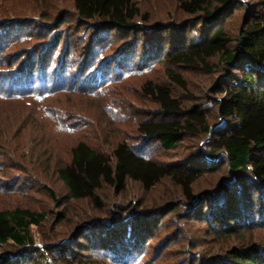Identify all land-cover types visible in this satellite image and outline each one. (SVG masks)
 <instances>
[{
    "label": "rangeland",
    "instance_id": "374dc122",
    "mask_svg": "<svg viewBox=\"0 0 264 264\" xmlns=\"http://www.w3.org/2000/svg\"><path fill=\"white\" fill-rule=\"evenodd\" d=\"M240 1L242 5L230 7L221 21L232 37L248 18V9L251 13L255 9L254 0ZM135 2L140 10L137 28L149 36L148 49L156 44L167 54L183 39L198 34L199 24L179 8L177 0ZM37 5L55 7L52 18L35 16ZM161 28L170 29L157 32ZM91 32L81 26L70 0H0V210L19 207L45 215L39 226L30 228L35 251L24 264H229L233 260H225V251L231 248L245 249L249 243L264 252L263 229L224 236L207 224L205 212L190 218L191 203L169 179L150 191L129 180L119 194L103 184L95 193L99 206L69 197L56 168L68 163L70 147L83 141L112 160L116 144H141L138 125L159 110L141 90L148 81L167 88L181 112H202L210 129L220 123L212 89L225 69L217 59L208 60L207 68H175L158 58L112 78L98 72L94 74L96 86L89 91L54 87L56 78L59 81L65 75L67 79L85 64ZM112 34L115 37L86 63L89 73L97 72L103 58L117 54L133 40L141 39L136 43V55L143 52L147 38L143 31ZM40 53L46 57L44 64H37ZM166 69L182 77L184 90L167 78ZM32 81L36 84L33 92L12 91V87L23 88ZM42 82H48L45 90L39 87ZM213 150L209 133L186 135L168 151L152 142L140 153L180 169L190 158L206 160L203 154ZM226 177L225 173L204 174L193 186L195 195ZM167 205L174 207L168 209ZM90 222L95 225L83 228ZM22 255L11 243L0 245V258Z\"/></svg>",
    "mask_w": 264,
    "mask_h": 264
},
{
    "label": "trees",
    "instance_id": "16d2710c",
    "mask_svg": "<svg viewBox=\"0 0 264 264\" xmlns=\"http://www.w3.org/2000/svg\"><path fill=\"white\" fill-rule=\"evenodd\" d=\"M177 1L179 8L199 24L198 34L189 35L176 49L164 54V49L156 44L157 48L152 45L148 49L149 36L137 28L140 27L136 24L140 10L135 0H70L81 26L92 30L87 42L90 46L85 54V64L77 74L72 73L67 79L62 75L59 81L56 78L54 87L70 86L89 91L96 86L94 74L98 72L105 78H112L130 67H146L158 58L159 62L175 68H207L208 60L217 59L225 71L212 89L216 95L214 103L218 117L222 120L211 134L215 150L203 154L206 160L190 158L180 169L164 166L141 155L140 152L152 142L168 151L181 143L186 135L211 132L202 112H181L179 102L171 97L167 88L148 81L141 90L158 104L159 110L150 120L138 125L136 131L141 144H116L111 160L79 141L68 149L69 161L57 167L56 173L72 200H89L96 206L100 203L95 193L103 184L119 194L125 190L129 180L138 183L144 191H150L169 179L181 188L183 197L191 203L192 207L187 212L189 217L195 219L205 212L204 219L214 232L229 236L264 230V0H254V11L251 13L248 9V18L238 28L236 26L238 32L234 37L221 21L230 7L242 5L240 0ZM213 3L217 6L213 7ZM37 7L33 14L40 19L52 18L56 9L51 5ZM143 19L148 20L147 16ZM168 29L161 28L157 32ZM135 31H143L147 37L140 55H136L135 48L141 39L133 40L123 46L119 54L103 58L97 65V72H88L86 63L93 61L100 48L115 37L112 33L126 36ZM123 56L128 58L123 59ZM39 57L41 61L38 60L37 64H44L46 57L42 58L41 53ZM165 74L181 90L186 88L185 81L174 70L166 69ZM41 76L47 81L46 76ZM47 83L42 82L39 87L45 90ZM35 85L32 81L23 88L12 87V91L33 92ZM6 137L9 138L8 135ZM21 145L23 147L24 144ZM212 173H225L227 177L223 182L213 184L195 202L197 196L193 186L204 174ZM50 195L54 197L53 193ZM44 217L43 213L28 208L0 210V245L11 243L23 253L19 258L1 257L0 264H24L28 260V255L35 251L30 228L39 226ZM94 225L90 222L83 228ZM261 237L262 234H258V238ZM245 245H248L245 249L226 250L225 260L232 259L229 264H264V252L249 243Z\"/></svg>",
    "mask_w": 264,
    "mask_h": 264
},
{
    "label": "water",
    "instance_id": "95a60500",
    "mask_svg": "<svg viewBox=\"0 0 264 264\" xmlns=\"http://www.w3.org/2000/svg\"><path fill=\"white\" fill-rule=\"evenodd\" d=\"M221 122H222V120L220 119V123L218 125H216V126H214V127L211 128L210 135L212 134L213 130L221 124ZM199 197L200 196L196 197L195 202L198 200Z\"/></svg>",
    "mask_w": 264,
    "mask_h": 264
}]
</instances>
